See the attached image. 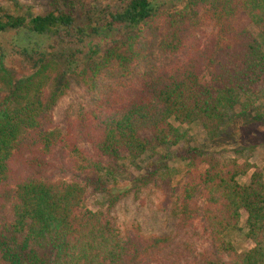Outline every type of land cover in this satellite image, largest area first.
Wrapping results in <instances>:
<instances>
[{
	"label": "trees",
	"instance_id": "obj_1",
	"mask_svg": "<svg viewBox=\"0 0 264 264\" xmlns=\"http://www.w3.org/2000/svg\"><path fill=\"white\" fill-rule=\"evenodd\" d=\"M8 1L10 7H0V264L157 262L168 237L144 236L136 226L120 230L109 209L85 205L90 194L107 190L105 177L120 173L123 154L145 152L187 161L177 187L164 177L158 188L166 204L173 199L178 218L193 202L210 246L192 258L164 249V264H264L261 174L219 159L207 144L167 156L163 150L180 140L170 121L196 124L213 139L228 110L264 82V0H191L183 7L178 0H124L91 10L67 0L68 7L41 13ZM158 24L169 59L164 71L133 74L132 57L120 47L131 48L132 31ZM51 60L68 72L86 64L84 80L93 85L116 66L111 89L64 128L50 117L57 91L46 97L41 91ZM241 212L252 245L237 253L223 235Z\"/></svg>",
	"mask_w": 264,
	"mask_h": 264
},
{
	"label": "rangeland",
	"instance_id": "obj_2",
	"mask_svg": "<svg viewBox=\"0 0 264 264\" xmlns=\"http://www.w3.org/2000/svg\"><path fill=\"white\" fill-rule=\"evenodd\" d=\"M25 5L32 13H41L49 8L68 7L67 0H17ZM124 0H75L86 10L91 6L96 9L117 7ZM191 0H178L177 6H186ZM86 4V5H85ZM10 7L8 0H0V7ZM164 7V6H162ZM95 15V13H94ZM204 31L210 30L209 22L204 21ZM212 30V29H211ZM210 30V31H211ZM164 34V25L140 27L131 32L130 49L124 43L119 52L131 58L130 65L133 74L164 71V65L169 61L160 46ZM135 53V54H134ZM98 60L87 61L89 66ZM115 63L103 70L99 84H91L84 80L86 64H81L74 71L63 70L60 60H51L44 68L46 79L41 87L46 97L50 91H57L55 100L50 105L51 122L57 128H64L66 122L76 116L88 112L93 108V101L112 87L117 77ZM83 74V79H82ZM98 77V76H97ZM39 80H41V75ZM57 89V90H56ZM251 95L241 96L240 107L228 110L227 117L217 137L208 139L196 124L170 123L180 133V140L174 146L163 147L164 153L176 151L182 146L211 145L208 151L221 160H234L250 165L248 174L252 171L261 174L264 179V82L251 89ZM248 109L241 114V108ZM120 160L121 171L115 177H105L107 190L95 192L86 199V207L91 210L109 209L115 217L120 230L129 226H136L144 236L165 235L169 238L167 245L161 249L160 257L153 264H164V249H174L188 258L196 256L197 251L210 249L203 227L194 217V204L189 202V209L183 218L174 215L170 206L173 199L166 204L167 198L158 188V180L169 177L173 186L177 187L186 168V160H177L172 155L164 159V154L150 155L143 153L137 158H130L125 154ZM171 157V158H170ZM154 163L153 168L149 165ZM203 167V166H202ZM201 167V168H202ZM149 173L146 174V170ZM247 176L241 177L245 181ZM244 213L241 212L238 224L224 233L223 237L229 241L237 253L251 247L252 243L244 237Z\"/></svg>",
	"mask_w": 264,
	"mask_h": 264
}]
</instances>
